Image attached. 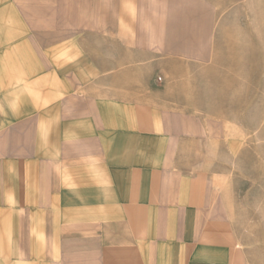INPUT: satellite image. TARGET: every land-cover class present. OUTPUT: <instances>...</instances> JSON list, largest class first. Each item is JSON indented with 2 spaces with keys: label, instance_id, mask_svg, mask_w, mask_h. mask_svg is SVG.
Listing matches in <instances>:
<instances>
[{
  "label": "crops",
  "instance_id": "1",
  "mask_svg": "<svg viewBox=\"0 0 264 264\" xmlns=\"http://www.w3.org/2000/svg\"><path fill=\"white\" fill-rule=\"evenodd\" d=\"M62 7L63 0H0V141L23 128L25 143L0 163L20 176L23 160L24 187H39L45 215L53 190L88 192V218L47 232L43 240L60 242L42 247L41 264H264V215L236 221L221 195L233 187L224 165L232 157L225 143L220 154L208 151V129L216 134L218 125L186 119L136 90L102 91L96 71L62 68L70 52L48 36V17L63 15ZM145 54L121 57L142 63ZM128 76L120 80L136 89L138 71ZM261 200L264 208V192Z\"/></svg>",
  "mask_w": 264,
  "mask_h": 264
},
{
  "label": "rangeland",
  "instance_id": "2",
  "mask_svg": "<svg viewBox=\"0 0 264 264\" xmlns=\"http://www.w3.org/2000/svg\"><path fill=\"white\" fill-rule=\"evenodd\" d=\"M60 11L64 14L48 17V36L50 44L64 39L65 53L70 52L62 68H81L88 75L96 71L102 74V91L149 94L168 111L218 125L216 134L208 129V151L215 153L218 147L219 154L224 150L232 157L224 165L233 187L221 191L230 216L241 222L264 215V0H63ZM133 20L137 25L130 30ZM57 23L65 31L52 30ZM142 49V63L121 57L127 50L135 54ZM105 70L111 83L103 80ZM135 71L140 75L136 89L127 79ZM22 84L17 81L18 88ZM33 86L35 91L40 84ZM23 135L19 128L11 138L2 136L0 156L22 149ZM233 152L240 154L238 161ZM19 161L20 176L4 165L8 160L0 163V264H41L46 258L42 247L52 251L60 242L43 240L47 232L68 223L60 221L88 218V192L77 188L74 195H58L53 190L45 215L39 187L32 192L24 187Z\"/></svg>",
  "mask_w": 264,
  "mask_h": 264
}]
</instances>
